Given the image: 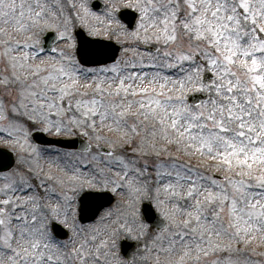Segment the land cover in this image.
<instances>
[{
	"label": "snow or ice",
	"instance_id": "1",
	"mask_svg": "<svg viewBox=\"0 0 264 264\" xmlns=\"http://www.w3.org/2000/svg\"><path fill=\"white\" fill-rule=\"evenodd\" d=\"M125 7L137 13L131 31ZM73 16L98 18L87 0H0V63L11 69L0 85H15L0 120L24 137L28 120L98 142L87 156L11 142L27 174H0V264H126L112 252L118 232L150 238L154 264H264V0H110L109 29L136 49L102 52L111 63L97 67L67 49L39 63L19 51L32 45L17 34L41 26L70 39ZM189 88L206 98L190 103ZM97 185L127 196L101 218L111 225L72 224L70 242L59 239L76 194ZM142 200L157 206L154 233Z\"/></svg>",
	"mask_w": 264,
	"mask_h": 264
},
{
	"label": "rangeland",
	"instance_id": "2",
	"mask_svg": "<svg viewBox=\"0 0 264 264\" xmlns=\"http://www.w3.org/2000/svg\"><path fill=\"white\" fill-rule=\"evenodd\" d=\"M92 1L93 0H87V3H88L90 8H92V5H91ZM102 1L105 3V6L101 10H95L92 8V10L98 14V18H96V17H85L83 20V23H81L80 19L73 16V19L69 24V27L71 29V31H70V37L71 38L70 39H66L63 35H61V33L64 31L63 27L41 26L37 29H34L32 32H28V33L21 32V33L17 34L18 39L27 40L32 45L30 48L21 46L19 51L21 53L30 52L32 55V62L33 63L51 62L49 58H59L58 53L60 51H64L65 49H67V51L65 52L66 55L70 53L71 55H73L75 57L73 51H74V47L76 45V37L73 34V31H74V28L79 25V26H82L83 28H85L87 30L88 34H90L91 36L113 39V40L120 42L123 45V52L121 54V57H123L125 59L130 58L132 56L133 51L136 49V42L133 40V38L130 35H125L122 31L121 32L116 31L115 25L112 26V29H109V27L107 25V21H105V18H104V12H105L106 6L110 3V0H102ZM61 2L65 3L67 5L69 3V0H61ZM77 2H79V0H77ZM67 11L69 12V14H71V13L75 12L76 9L68 8ZM81 15L83 17V13ZM119 20H120V18H119ZM120 22H121V24L126 26V24L123 23L121 20H120ZM49 30H55L59 34V40L56 43V50L53 53L46 52L40 48V39ZM128 30L131 31L133 29H128ZM75 59H77V58L75 57ZM0 65L2 66V72H1L0 80H2L5 76L10 75L11 69L5 63H0ZM204 73H207V71H205ZM204 73L201 74L202 77H203ZM14 87H15L14 84H10L8 86V88L5 89L2 85H0V97L6 98L9 102H11L12 96L9 94L12 92ZM196 91L203 92L202 90H200L198 88H189V90L186 92V95L188 96L189 94L196 92ZM24 123H25L27 132H29L34 125H39V126L43 127L45 130L47 127L46 125L35 122V121L25 120ZM46 132H47V134H49L51 136L85 135L84 132L79 128H74L71 131L63 132L60 134L56 133L55 131H50V130H46ZM86 136L92 142L98 143L96 140H94L91 137V135H86ZM25 138L30 140V142L33 145H36V143L34 141H32L29 136L24 137V134L21 133L20 131H17L14 126L9 124V122L0 120V146L13 147V148L17 149L19 152L17 165L10 172L18 171V172L27 174L26 173L27 165L24 162L25 157L27 156V153L24 152L22 148L14 146V144L11 143L15 139H21V142L23 143V140ZM106 146L108 147V145H106ZM24 147L26 148L27 145L25 144ZM62 151H66V150H62ZM66 152H72V153L80 154V152H73V151H66ZM83 154L85 156H87L88 153L83 152ZM89 159H91V157H89ZM193 162L195 163V161H193ZM10 172H8V173H10ZM5 174H7V173H5ZM217 174H219V173H217ZM7 182L8 181H6V180L0 181V183H7ZM87 189L112 191L111 186L105 187V186L97 185L96 187H93V188H85L84 190L79 191V193L76 194V201L72 204V210L68 214V221H67V223L63 224L69 230V236L66 239H61L65 242H70L71 238L73 237L74 229L71 227L72 224L83 225L84 230L88 231L89 233H90L91 229H93V228L98 229L100 231H104V229L106 227L111 225L110 220H107V219L102 220L101 219L102 217H104L105 212L107 210L112 209V208L121 207L123 202L126 201V199H127V196L122 191H120V190H117L115 192L112 191L116 195L117 201L112 206L105 208L101 212V214L97 217V219H95L94 221H91L88 223H82V222H80V220L78 218L79 197H80L81 193H83ZM17 195H25V193H17ZM0 198H2V197H0ZM142 202H144V200H142L140 202V204L138 205V209H139L141 216H142V213H141ZM151 202L154 204L155 208L157 209L155 201H151ZM61 220H63V218H61ZM145 223H147V222H145ZM147 224H149V223H147ZM149 226H150L151 232L154 233L157 231L150 224H149ZM124 240L127 242L141 241L143 243V245L137 251L134 252L133 256L130 259L125 258L124 255L121 253V243ZM112 242L114 245L112 247V252L115 255H117L120 259L124 260L126 262V264H154L153 251H152L150 238L143 237V236H137V234L135 232L131 235H124V234H121L118 232L115 236L112 237ZM240 247L243 248V245H241ZM252 247H256V245H253ZM258 251L264 252V248H259ZM255 258L259 260L262 257L256 256Z\"/></svg>",
	"mask_w": 264,
	"mask_h": 264
},
{
	"label": "water",
	"instance_id": "3",
	"mask_svg": "<svg viewBox=\"0 0 264 264\" xmlns=\"http://www.w3.org/2000/svg\"><path fill=\"white\" fill-rule=\"evenodd\" d=\"M104 4L98 0L93 2L95 8H100ZM121 17L128 23V28H133V21L137 19V13L133 10L123 9L120 12ZM76 35L78 37V46L76 54L79 60L86 65H98V63H108L111 61L105 60L100 54L102 52L109 55L114 54L116 57L119 54V46L115 43L104 40V39H94L86 35V32L78 28L76 29ZM45 40V47L52 48L55 40L57 39L56 32H49L47 36L43 38ZM194 94L191 98H196L198 100L204 99L202 94L197 96ZM203 97V98H202ZM32 136L41 145H56L66 149H75L80 151H87V146L91 145L92 150L96 149L92 143L82 136L75 138H53L46 136L45 132L36 128L32 132ZM105 147V146H104ZM108 148L105 147V151ZM16 163V152L8 148L0 147V172H5L14 167ZM116 201L115 196L109 191H86L80 198V218L82 221H90L97 217L100 211L106 206L112 205ZM144 220L148 221L154 228H157L159 224V214L154 208L153 204L149 201L143 203L142 207ZM61 228L55 229V231L60 232ZM66 234L65 231L61 230ZM62 234V235H64ZM67 235V234H66ZM64 235V236H66ZM139 243L135 242L128 245L126 242L122 245V251L130 256L133 250L139 247Z\"/></svg>",
	"mask_w": 264,
	"mask_h": 264
}]
</instances>
